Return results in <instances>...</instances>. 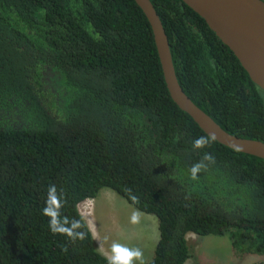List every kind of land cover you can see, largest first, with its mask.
<instances>
[{
	"label": "trees",
	"instance_id": "16d2710c",
	"mask_svg": "<svg viewBox=\"0 0 264 264\" xmlns=\"http://www.w3.org/2000/svg\"><path fill=\"white\" fill-rule=\"evenodd\" d=\"M149 1L184 94L227 133L264 143V92L230 49L181 0ZM205 135L171 100L134 0H0V264H106L91 234L50 232V184L69 218L102 188L153 215L145 264H184L187 234L264 256V159L217 141L194 149ZM204 153L214 163L192 180Z\"/></svg>",
	"mask_w": 264,
	"mask_h": 264
},
{
	"label": "water",
	"instance_id": "95a60500",
	"mask_svg": "<svg viewBox=\"0 0 264 264\" xmlns=\"http://www.w3.org/2000/svg\"><path fill=\"white\" fill-rule=\"evenodd\" d=\"M151 29L162 78L171 100L187 113L207 135L226 147L264 159V143L227 133L204 114L179 86L162 24L149 0H134ZM197 13L216 37L230 49L249 79L264 92V70L246 57L264 47V2L262 0H181Z\"/></svg>",
	"mask_w": 264,
	"mask_h": 264
},
{
	"label": "rangeland",
	"instance_id": "374dc122",
	"mask_svg": "<svg viewBox=\"0 0 264 264\" xmlns=\"http://www.w3.org/2000/svg\"><path fill=\"white\" fill-rule=\"evenodd\" d=\"M77 209L79 213L91 214L89 218L105 249L111 242L117 241L140 248L145 262L152 257L157 240L156 218L153 215L141 212L139 223H131L134 208L108 188H102L94 198L81 202ZM104 237H107L106 241ZM186 240L191 257L184 264H264V256L259 254L235 255L226 236L187 234ZM94 243L101 253L99 242L94 240Z\"/></svg>",
	"mask_w": 264,
	"mask_h": 264
},
{
	"label": "clouds",
	"instance_id": "9594fccd",
	"mask_svg": "<svg viewBox=\"0 0 264 264\" xmlns=\"http://www.w3.org/2000/svg\"><path fill=\"white\" fill-rule=\"evenodd\" d=\"M215 133H208L205 136L197 137L192 141L194 149H203L216 141ZM215 158L210 153H204L201 160L192 164L189 168L190 178L196 180L198 174L205 170L208 163H214ZM207 162V163H206ZM134 203H138V198L132 196ZM67 203L66 194L63 189L57 188L55 184L48 185L44 207L41 210L43 216L48 218L49 230L54 235L65 236L69 242L83 241L91 234L92 238L99 242L101 253L104 255L106 264H145L143 252L140 248L129 247L117 241L111 242L108 249L103 247L98 232L93 221L89 218L90 213L82 212L78 214L80 218H69L62 214V209ZM142 213L139 209H134L130 216L131 223H139ZM104 241L107 237L103 238ZM66 250V246L65 249Z\"/></svg>",
	"mask_w": 264,
	"mask_h": 264
},
{
	"label": "bare ground",
	"instance_id": "6f19581e",
	"mask_svg": "<svg viewBox=\"0 0 264 264\" xmlns=\"http://www.w3.org/2000/svg\"><path fill=\"white\" fill-rule=\"evenodd\" d=\"M246 57L254 61L259 68L264 70V47L258 49L257 54H255L254 52H248L246 54Z\"/></svg>",
	"mask_w": 264,
	"mask_h": 264
}]
</instances>
